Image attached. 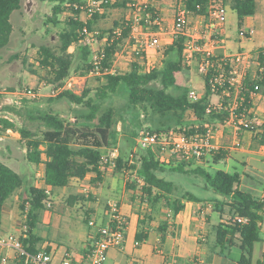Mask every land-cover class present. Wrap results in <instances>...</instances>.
<instances>
[{
    "label": "trees",
    "instance_id": "1",
    "mask_svg": "<svg viewBox=\"0 0 264 264\" xmlns=\"http://www.w3.org/2000/svg\"><path fill=\"white\" fill-rule=\"evenodd\" d=\"M22 1L0 0V49L10 42L13 30L10 18L13 12L21 8ZM48 1L51 3L47 14L48 22L58 24L60 15L66 11L71 13L63 20L64 27L59 33L57 48L48 45L38 48L36 62L44 71V83L59 86L71 73L88 76L94 70V52L99 56L100 74L93 75L98 81L94 89L85 88L79 94L64 90L52 99H66L85 108L79 116L83 125L78 126L66 121L52 110H41L29 116L31 120H37L43 126L38 132L27 127L16 128L12 121L0 117L1 125L19 133L27 161L37 165L43 164L44 186L25 185V176L0 160V235L4 203L17 190L23 188L24 194L19 208L22 213L26 208L23 224L26 229L24 235L21 234L19 238L29 254L39 249L38 243L41 239L33 230L38 213L45 209V202L49 198L50 192L48 193L47 189L67 186L72 179H82L88 173L95 174L91 178L94 188L102 179V168L107 167L109 163L102 164L101 157L107 149L116 148L118 143L115 111L111 106L102 108V103L121 89L125 92L129 110L132 113H144V122L149 131L158 134L171 129H184L186 133L205 132L208 127L214 128L228 117V112L224 109H209L212 96L219 92L212 90L208 75L203 76L204 94L196 101L188 97L191 90L189 69L181 61L183 35H176L167 45L160 66L151 65L145 61L144 50L136 52L133 49L134 42L130 36L132 21H113L112 27L106 31L97 28L99 20L106 16L105 11L110 7V1L102 3L103 11L86 15L84 20L80 18V13H85L81 5L87 0ZM183 1L191 15L203 16L208 13L213 0ZM216 1H220L223 8L228 6L236 13L239 27L243 18L254 15L257 8V0ZM127 2L131 9L135 8L134 3L127 0L112 3L111 6L125 7ZM145 10L151 13L152 19L160 18L159 11L153 5L147 4ZM139 23L145 25L142 19ZM116 28L121 30L119 35L115 33ZM92 31L98 32L95 37L99 43L96 50L92 48L93 41L85 39L86 32ZM70 47H73V50L70 51ZM123 51L129 58L128 67L125 70L116 68L104 72L103 68H111L118 54ZM254 60L264 68L263 49L257 52ZM29 71L36 73L32 68ZM244 85L245 89L240 93L242 100L235 112L245 111L248 117H252L253 104L250 93L254 91L255 85H259L257 91H264V71L257 72L253 77L247 72ZM120 118L123 119L122 116ZM141 125L137 119V126L133 130L135 135ZM260 129L261 131L255 133L253 140L264 145V122ZM227 157V151L220 148L202 157L200 163L194 159L185 160L175 156L161 159L158 150L154 148L133 152L131 157L119 153L113 171L116 174H129L126 188L132 192L130 200H138L140 206L146 207L138 219L135 241L142 243L147 239L144 226H149L153 214L163 211L165 215L156 227L162 242L167 235H173V218L184 209L185 202L211 204V211L218 214V219L225 218V222L218 221L212 225L214 253L231 258L230 249L237 247L240 251L237 263L252 264L254 244L262 240L260 231L264 222V197L242 190V176L238 172L216 168V165L223 163ZM193 178L200 181L194 182ZM187 182L201 190V193L186 188ZM93 198L92 192L87 195H75L68 203L73 205L77 201ZM90 214H85V224H88ZM236 216L246 217L247 222L235 221ZM16 262L27 264L28 257H16ZM175 264H179L176 258ZM256 264L262 262L257 261Z\"/></svg>",
    "mask_w": 264,
    "mask_h": 264
},
{
    "label": "rangeland",
    "instance_id": "2",
    "mask_svg": "<svg viewBox=\"0 0 264 264\" xmlns=\"http://www.w3.org/2000/svg\"><path fill=\"white\" fill-rule=\"evenodd\" d=\"M122 0H110V7L105 11V17L100 19L97 28L102 30H108L113 25V21L130 20L134 25H139L138 20L134 21L135 15H140L134 9H131V5L126 4L123 6H111L112 3H120ZM135 4V7H141L144 4H151L155 8H163L161 17V27H165L167 24V18H172L173 13L178 7L179 0H127ZM130 3V2H129ZM51 3L48 0H23L20 9L13 12L11 15V23L13 30L11 33V39L9 44L0 49V117L6 118L14 123L16 128L27 127L32 131L38 132L43 126L37 120H31L30 115L41 110H52L60 114V116L66 121L73 122L76 125H83L80 119V114L85 111L80 105L72 104L66 99L52 100L57 95H51L52 89L62 88L59 92L69 90L72 93L79 94L85 88L94 89L98 85V81L93 75L86 77H79L77 73H71L59 86L47 85L43 81V73L36 59L38 58V48L41 45H48L54 49L59 44V33L64 27V19L69 11L60 15V23L53 24L48 22L47 14L50 11ZM225 10V8H224ZM103 11V10H102ZM259 11V10H258ZM226 22L231 24V27H236V13L231 9L226 10ZM81 19H86L84 12L80 13ZM156 26V28H155ZM148 29L156 30L157 25L149 24ZM247 40H245L246 42ZM93 50H96L99 43L98 41L91 42ZM16 56V57H15ZM116 65L121 70H125L129 65V58L126 53L120 52L115 59ZM251 66V74L256 71V65ZM32 68L36 73H32L29 69ZM193 72H196V65L191 67ZM196 87H201L202 79L198 73L195 74ZM31 92H28V91ZM29 93H35V97ZM58 93V94H59ZM212 102L216 103L222 101L214 94L211 98ZM111 106L115 111V117L117 121L115 127L118 133V143L116 148L120 154L130 156V153L142 151L136 144L138 133L141 130H149L144 122V113H133L127 106L126 96L123 89L119 93L112 96L110 99L102 103V108ZM123 117V119L120 118ZM137 119L142 125L137 129V134H134V128L137 126ZM230 126L225 129H229ZM220 130V129H219ZM217 130L214 133V141L216 143H222V145L230 146L232 144L233 137L228 135L223 137L221 130ZM241 138V135H240ZM241 145L244 146V139H240ZM264 145L256 143L251 140L250 149L255 151L254 153L256 164L254 166L244 165L240 162L229 161V166L225 169L231 172H238L241 177L240 188L251 194L258 195L264 189ZM258 152V153H257ZM162 157V158H161ZM161 159H168L174 156L162 155ZM176 158H180L175 156ZM0 160L11 166L14 170L26 176L25 173L33 174V179L30 181L32 185H39L42 180L36 176V173L42 171L37 164L30 163L25 158V148L19 140V133L12 129H6L0 123ZM216 168L224 169L223 165H216ZM120 177L128 181L129 174H119ZM194 182H199L197 178H193ZM123 184V183H122ZM186 188L192 189L197 193H201V190L191 186L190 182H187ZM19 191V190H18ZM17 192V191H16ZM15 192V193H16ZM52 189L49 193L51 196ZM60 206L67 205L66 195H59ZM11 197V196H10ZM9 197V198H10ZM8 198V199H9ZM7 199V200H8ZM6 200V201H7ZM19 201V200H18ZM50 201V198L45 202ZM115 201V199L111 200ZM20 203V202H19ZM107 204V203H106ZM18 207V206H17ZM53 207V204L52 206ZM106 209V206H104ZM16 213L22 218L23 214L19 208H16ZM54 213V214H53ZM218 215V214H217ZM74 228L77 232L86 231V225L81 220H73L68 217L67 213L57 214L55 212H49L47 209L38 213L35 229L33 230L37 235L46 238L49 241L62 242L68 244V231L69 228ZM12 232L16 237L20 236L21 229L13 227ZM260 236L261 241L254 244L252 251L253 264L257 261H261L264 264V222L261 226ZM214 246V238L210 236V243ZM13 255V250H8ZM239 250L233 248L232 254L237 255ZM154 257L153 261L157 260L155 254L149 256ZM124 257H116L115 261H110V264H126ZM129 262V261H128ZM130 263V262H129Z\"/></svg>",
    "mask_w": 264,
    "mask_h": 264
},
{
    "label": "crops",
    "instance_id": "3",
    "mask_svg": "<svg viewBox=\"0 0 264 264\" xmlns=\"http://www.w3.org/2000/svg\"><path fill=\"white\" fill-rule=\"evenodd\" d=\"M156 9L160 14L162 13L161 10H163V8L160 9V7H156ZM227 9L230 8L226 6L224 10L225 41L222 47L216 49V54L221 55L227 51H236L239 49L252 50L254 52H258L260 49L264 50V0H257L255 14L244 17L240 27L237 24V16L235 19V28L231 27V24L226 22L225 16ZM173 16L174 13L171 19H165L167 22L165 27L158 26L156 30H150L148 29L147 25H141L137 32L145 34L149 31L151 32L150 34L159 36L162 42L165 41L170 44L174 39L172 31ZM201 20L202 19L200 15H191V27L199 24ZM243 27L254 28V34L247 38L241 37L239 35V29ZM245 40L247 41L245 42ZM69 50H73V47H70ZM255 54L257 55V53ZM163 57L164 53L154 47H150L145 50V61L148 64L160 66ZM250 65L257 66L254 74H251L252 77L255 76L257 72L261 73L264 71V68L259 66L258 61L251 60L247 68L248 73H252ZM196 73L197 71L193 72L192 68L189 69V85L191 89L193 88L197 90L202 96L204 94L203 77L200 76L202 79L201 87H196ZM216 97L220 98L217 94ZM211 103L214 104L212 100ZM252 104V112L256 115L258 122L263 123L264 91L254 92V95L252 96ZM220 130L219 131L223 137H227L228 135L233 137V145L236 139L240 140L242 138L245 140L244 146L241 145L239 147H233L232 145L225 146L222 145V143H219L220 149L226 150L228 154V157L225 159V161L221 163L224 167V170H226V166H229V161L240 162L244 165H250L251 163L250 166L253 167L257 162L254 157L256 155L252 153L255 151L250 149V144L255 133L249 130L235 131L233 127ZM38 166L43 170V164H38ZM25 174V185H29L30 181L33 179V174L30 173L28 176L27 173ZM38 186L41 185L39 184ZM51 193L52 194L49 197V203L51 205L49 207H45V209H47L49 212L51 211L57 214L67 213L70 219L81 220L84 224V218L87 212L91 213L89 220L94 219L97 225L103 223L106 219L104 206H106V203L110 200L115 199L119 212L126 219V227L124 230L125 238L123 244L120 247L110 248L108 250L107 259L104 264H110V261H115L116 257L128 258L130 263L126 260V264H164L166 259L173 258L178 259L179 264H238L237 259L240 256V251L237 255H233L232 250L234 247H232L230 249L231 258L223 257L215 254V248L213 244H209L210 236L212 235L214 238L212 225L216 224L218 221L225 222V218L219 220L218 215L212 212L211 209L207 207V204L203 205L202 203L192 201L185 202L184 209L178 212L173 218L175 224L173 235H167L162 242H160L156 227L158 226L160 220L165 218V215L163 211L159 212V214H153L154 217L149 222V226H144V230L147 232V239L144 242L136 245L135 233L137 231L138 219L141 217L142 211L146 209V207L144 205L140 206L138 204V200H135L134 202L130 200L132 192L126 188V179L120 177L119 174L114 173V171L103 170L102 179L97 183V186L92 192L94 194V198L92 200L77 201L73 205L68 203V201L73 199L75 195L84 194L77 179H72L67 186L61 188H52ZM23 194L24 189H19V191L17 190L16 193H14L7 201H5L2 212L1 235L16 236L12 232L13 227L20 228L21 234L24 233L26 228L23 224L26 216V208L23 213L21 212V214H23L22 218H20L19 214L16 213V208H19V202ZM60 194L66 195V202L68 205L66 208L62 205L60 206L59 204ZM256 196L264 197V189ZM52 204L53 207H51ZM85 225L87 229L83 232H77V230L74 228H69L68 244L49 241L46 238L37 235V233L34 231L33 233H35L41 239V241L38 243V248H43L46 251L52 253V259L54 263L60 264L62 259L68 257L72 264H86L87 254L93 241V235L95 233L96 226L91 227L89 224ZM8 250L9 249H0V264L17 263L15 252L12 255L8 252ZM153 254H155L157 260L152 262L154 257L150 258L149 256Z\"/></svg>",
    "mask_w": 264,
    "mask_h": 264
},
{
    "label": "built area",
    "instance_id": "4",
    "mask_svg": "<svg viewBox=\"0 0 264 264\" xmlns=\"http://www.w3.org/2000/svg\"><path fill=\"white\" fill-rule=\"evenodd\" d=\"M110 0H87L81 8L84 9L86 15L90 16L95 11H101L102 3ZM135 7V4H134ZM147 4L141 7H135L134 10L140 15H135V20H143L145 25L153 24L161 27V19L154 18L150 12L146 11ZM201 21L199 24L191 27L190 18L191 14L186 9L183 0L178 1L172 20V31L174 37L176 35H183V49L181 53V61L185 67L191 69L193 64L196 65V71L200 76L208 75V83L212 90L219 92L217 94L222 101L211 103L209 109L226 110L228 117L218 123L214 128L208 127L205 132L196 131L194 133H186L184 129L174 130L171 129L165 133L158 134L149 130H141L138 133L136 144L139 149L154 148L158 150L161 157L162 155L178 156L182 159H194L196 162L201 161L202 157L206 154L220 148L219 142L214 141V133L219 129H225L230 126L235 131L249 130L251 132L261 131L260 126L262 123L258 122L256 115L253 113L252 117H248L245 111L236 113L242 97L240 93L245 89L244 79L247 72L248 65L251 60L256 58L257 52L246 49H239L236 51H227L223 54H216V49L223 46L225 41L224 35V8L220 1L213 0L206 15L200 16ZM139 25H134L132 22L131 38L133 39V49L146 50L147 48L154 47L164 53L168 43L161 41L159 36L146 32L145 34L138 33ZM85 31V29H84ZM120 28L115 29V33L119 35ZM97 31L86 32L85 39L87 41H95ZM254 34V28L243 27L239 29V35L247 38ZM94 70L89 75L99 73V56L97 52L93 54ZM117 67L114 61L111 68H103L104 72L113 71ZM88 75V76H89ZM79 77H86L80 76ZM259 85L254 86V91L250 93L252 97L254 92H257ZM62 88L52 89L51 95H57ZM28 92H31L30 90ZM35 97V93H29ZM188 97L192 101H196L201 97V94L191 89ZM235 147L241 146V141L236 139L234 142ZM119 151L117 148L107 149L106 153L102 155V164L109 163L107 167L102 168L104 171H113L115 168V159L118 157ZM132 153H130V157ZM162 158V157H161ZM36 176L42 180L41 186H44V171H39ZM95 176L93 173H88L84 178L78 179L81 190L84 194L93 192L94 186L92 185L91 178ZM49 193L50 190L47 189ZM51 204L48 202L47 206ZM27 206V205H26ZM211 209V204H207ZM106 219L103 223L96 224L94 219H90L88 224L95 227L93 241L90 250L87 254L86 264H104L108 250L110 248L120 247L124 242V230L126 227V219L118 210L117 202L109 201L105 209ZM235 221L239 223L247 222L246 217L236 216ZM135 244H140L135 241ZM0 249H9L15 252V257L24 258L28 257L27 264H56L53 262L52 253L41 248L34 253L29 254L23 246L22 240L19 237L8 235H0ZM60 264H72L68 257L62 259ZM164 264H175V258L166 259Z\"/></svg>",
    "mask_w": 264,
    "mask_h": 264
}]
</instances>
